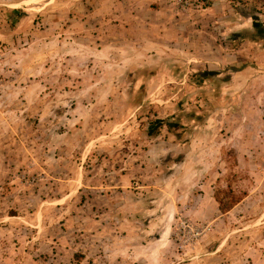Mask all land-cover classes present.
Listing matches in <instances>:
<instances>
[{
	"label": "rangeland",
	"instance_id": "374dc122",
	"mask_svg": "<svg viewBox=\"0 0 264 264\" xmlns=\"http://www.w3.org/2000/svg\"><path fill=\"white\" fill-rule=\"evenodd\" d=\"M253 24L264 0H0V264H264Z\"/></svg>",
	"mask_w": 264,
	"mask_h": 264
},
{
	"label": "trees",
	"instance_id": "16d2710c",
	"mask_svg": "<svg viewBox=\"0 0 264 264\" xmlns=\"http://www.w3.org/2000/svg\"><path fill=\"white\" fill-rule=\"evenodd\" d=\"M241 35V39H248V40H256V39H262L264 36V27L260 24H253V26L249 29L243 30L242 32H240ZM156 121H152L150 123V127L148 126V130H147V134L148 135H152L157 133L156 131V127L153 126L155 124ZM158 130V129H157ZM230 193V195H228V193ZM233 193L232 189L229 188H217L215 193H214V197L215 200L218 203V207L220 209L221 212H226L227 210H229L236 202H238L239 197L238 196H234L231 195Z\"/></svg>",
	"mask_w": 264,
	"mask_h": 264
},
{
	"label": "built area",
	"instance_id": "2783aa9c",
	"mask_svg": "<svg viewBox=\"0 0 264 264\" xmlns=\"http://www.w3.org/2000/svg\"><path fill=\"white\" fill-rule=\"evenodd\" d=\"M177 4L183 3V0H175Z\"/></svg>",
	"mask_w": 264,
	"mask_h": 264
},
{
	"label": "crops",
	"instance_id": "0c3cea01",
	"mask_svg": "<svg viewBox=\"0 0 264 264\" xmlns=\"http://www.w3.org/2000/svg\"><path fill=\"white\" fill-rule=\"evenodd\" d=\"M133 1H136V0H133Z\"/></svg>",
	"mask_w": 264,
	"mask_h": 264
}]
</instances>
